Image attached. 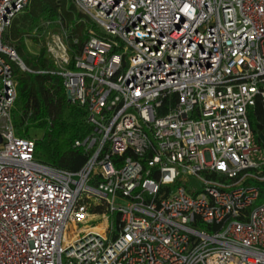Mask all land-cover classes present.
<instances>
[{
    "label": "built area",
    "instance_id": "1",
    "mask_svg": "<svg viewBox=\"0 0 264 264\" xmlns=\"http://www.w3.org/2000/svg\"><path fill=\"white\" fill-rule=\"evenodd\" d=\"M30 1L0 0V264H264L248 120L264 110V0H71L90 22L79 55L41 20L32 35L90 127L77 172L12 124V63L33 71L2 37Z\"/></svg>",
    "mask_w": 264,
    "mask_h": 264
},
{
    "label": "trees",
    "instance_id": "2",
    "mask_svg": "<svg viewBox=\"0 0 264 264\" xmlns=\"http://www.w3.org/2000/svg\"><path fill=\"white\" fill-rule=\"evenodd\" d=\"M74 9L66 8L64 0H31L27 7L15 18L2 37V44L15 51L24 66L33 71L23 72L12 63L17 82V94L11 119L14 130L19 137L26 138L30 128L43 131L35 141V157L43 164L69 172L79 171L86 158L74 143L82 140L90 131L86 124L85 109L67 101L62 81L51 74L53 64L42 48L31 54L25 46L26 40L40 46L32 35L40 19L52 21L57 15L67 24L73 19ZM90 22L81 14L71 26L70 35L76 36L78 43H69L71 54L79 55L85 42V29ZM47 71V73H38ZM173 103V101H172ZM248 120L258 143L259 136H264V110L260 103L249 112ZM264 173V167H263ZM260 189L259 202L264 196V183H255ZM112 220L117 223V216Z\"/></svg>",
    "mask_w": 264,
    "mask_h": 264
},
{
    "label": "rangeland",
    "instance_id": "3",
    "mask_svg": "<svg viewBox=\"0 0 264 264\" xmlns=\"http://www.w3.org/2000/svg\"><path fill=\"white\" fill-rule=\"evenodd\" d=\"M64 3H65V6L67 9H69V7H72L73 8V3L71 0H64ZM74 9V8H73ZM21 13H19L15 18H18V16L20 15ZM77 14H79V12L77 10L74 9V12H73V19L71 20V23L67 24V22L65 21L64 22V25L67 26L68 28H70L71 26L74 25V22H76L77 20ZM41 20H45L44 18L43 19H40L37 23V25L39 24V22ZM58 20H61L60 17L57 15L52 21L53 22H56ZM52 28V26H51ZM25 46H26V49L31 53V54H35L37 53L38 51V47L36 44L33 43V41H31L30 39L29 40H26L25 41ZM43 134V131L42 130H39V129H32L30 128L27 132V136L28 138L32 139V140H37L39 139ZM93 225V224H91Z\"/></svg>",
    "mask_w": 264,
    "mask_h": 264
},
{
    "label": "water",
    "instance_id": "4",
    "mask_svg": "<svg viewBox=\"0 0 264 264\" xmlns=\"http://www.w3.org/2000/svg\"><path fill=\"white\" fill-rule=\"evenodd\" d=\"M259 140H260L262 146L264 147V136L260 135Z\"/></svg>",
    "mask_w": 264,
    "mask_h": 264
}]
</instances>
